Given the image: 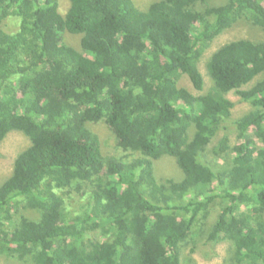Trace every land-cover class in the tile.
Masks as SVG:
<instances>
[{
	"label": "trees",
	"instance_id": "trees-1",
	"mask_svg": "<svg viewBox=\"0 0 264 264\" xmlns=\"http://www.w3.org/2000/svg\"><path fill=\"white\" fill-rule=\"evenodd\" d=\"M68 1L62 14L59 0H0V143L13 130L30 142L0 183V257L191 264L181 249L202 239L230 242L229 264H264V40L207 55L240 20L264 28V0ZM203 59L213 84L195 95L178 82L201 91ZM229 92L252 109L234 145L224 134L208 147ZM99 123L133 155H103ZM166 155L180 180L156 178ZM71 190L86 197L74 209Z\"/></svg>",
	"mask_w": 264,
	"mask_h": 264
},
{
	"label": "rangeland",
	"instance_id": "rangeland-1",
	"mask_svg": "<svg viewBox=\"0 0 264 264\" xmlns=\"http://www.w3.org/2000/svg\"><path fill=\"white\" fill-rule=\"evenodd\" d=\"M146 0H140V2ZM221 0H208L207 4H220ZM69 6L68 0H59V12L62 14L65 13L66 9ZM198 8H202V5H198ZM18 23L17 17H11L6 19L7 26H11V28H17L16 24ZM15 28V29H16ZM236 38H248L251 40H264V28L254 27L250 25L246 20H240L237 24L230 29L222 32L213 42L210 44L207 55H209L213 50H215L219 45L224 44L225 42L236 39ZM64 41L71 44L72 46L80 49L79 40L80 35L70 34L68 32L64 33L63 36ZM206 55V56H207ZM205 56V57H206ZM199 70L202 73L204 86L201 91L196 90L188 76L182 75L178 84L187 88L190 92L195 95L204 94L211 89L212 80L207 72L205 60H201L198 64ZM253 82L244 85L242 88L246 89ZM233 102L234 106L231 109V115L224 120L221 125L219 131L212 138L208 147L214 145L218 139L227 134L229 137V142L231 145H234L237 142V128L234 123V120L245 112L252 109L250 103L240 100V97L235 92H229L227 95ZM92 127V126H91ZM93 129L99 133L101 137V151L103 155H111V156H122L126 159V156H132L133 153L130 151L121 150L116 146L115 138L110 132V130L104 126L103 123H99L98 125H94ZM28 137L17 130H13L2 140L0 143V183L7 178L12 171V166L16 155L26 148L29 145ZM207 159H214L211 155V152H206ZM216 163H222L221 159H217ZM154 174L158 180H163L165 178H174L175 180H180L183 178L184 174L182 170L177 166L175 159L171 156H164L158 159L155 164H153ZM71 190L67 193L66 201L67 203H71L72 209L78 206L80 203L86 200V197H81L76 192ZM70 201V202H69ZM218 210L216 211V213ZM206 237V234H205ZM196 250L190 252L191 245H186L181 249L182 260L188 258L191 264H229L230 257L232 255V247L230 242H221V243H213L204 244L202 239L196 242ZM0 264H31L19 262L17 260L6 259L4 257H0Z\"/></svg>",
	"mask_w": 264,
	"mask_h": 264
}]
</instances>
